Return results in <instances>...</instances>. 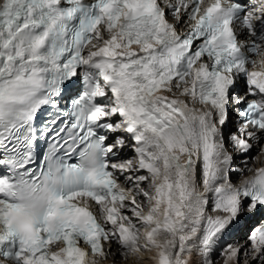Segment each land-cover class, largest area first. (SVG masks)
Here are the masks:
<instances>
[{
    "label": "snow or ice",
    "instance_id": "1",
    "mask_svg": "<svg viewBox=\"0 0 264 264\" xmlns=\"http://www.w3.org/2000/svg\"><path fill=\"white\" fill-rule=\"evenodd\" d=\"M256 217L264 0H0V264H214Z\"/></svg>",
    "mask_w": 264,
    "mask_h": 264
},
{
    "label": "bare ground",
    "instance_id": "2",
    "mask_svg": "<svg viewBox=\"0 0 264 264\" xmlns=\"http://www.w3.org/2000/svg\"><path fill=\"white\" fill-rule=\"evenodd\" d=\"M232 128V125L229 124L228 128L225 129V131L227 132L228 130H230ZM250 155H255V152H252ZM239 161H237V164L236 166H234V171H233V174H232V179H233V182H238V179H237V176H236V172H235V167H238L239 165ZM251 166L252 167H258V166H261L259 162L257 161H253L251 163ZM246 175H251V173H246ZM257 218H254L250 221H243L241 223L240 226L234 228L233 230L229 231L228 233L225 234V236L223 237V239L220 241V243L215 247L213 253H212V257L214 255H216V257L213 258L214 260V264H223V255L222 253H219V250L223 249L224 247L226 246H223V240L226 238L228 239L229 241L230 240H235V238L237 237H242V239L238 242L240 245H244L246 244L247 242V236H248V232L251 230V228L255 225L253 223H256V222H253V221H257ZM228 236V237H227ZM239 239V238H238ZM146 255H150V254H146ZM218 255V256H217ZM104 264H113V261H112V257L110 256L109 259L107 261H104ZM116 264H125V262L123 261V259H119L116 261ZM145 264H151V261H146Z\"/></svg>",
    "mask_w": 264,
    "mask_h": 264
},
{
    "label": "rangeland",
    "instance_id": "3",
    "mask_svg": "<svg viewBox=\"0 0 264 264\" xmlns=\"http://www.w3.org/2000/svg\"><path fill=\"white\" fill-rule=\"evenodd\" d=\"M227 237H228V236H227ZM238 238H239V239H238ZM241 239H242V237H237V238H235V240H233V241L230 240V241H229L228 239L225 238V239L223 240L222 243H223V246H227V245H229V244H231V245H233V246H238V245H240L238 242H239ZM222 250H223V249L219 250L218 255H219L220 253H222ZM218 255H217V256H218ZM214 257H216V255H214L213 258H214Z\"/></svg>",
    "mask_w": 264,
    "mask_h": 264
}]
</instances>
